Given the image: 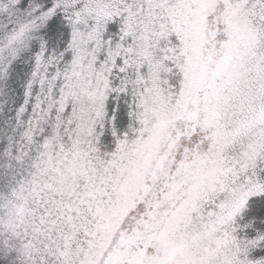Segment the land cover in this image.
Listing matches in <instances>:
<instances>
[{"label":"snow or ice","instance_id":"obj_1","mask_svg":"<svg viewBox=\"0 0 264 264\" xmlns=\"http://www.w3.org/2000/svg\"><path fill=\"white\" fill-rule=\"evenodd\" d=\"M0 264H264V0H0Z\"/></svg>","mask_w":264,"mask_h":264}]
</instances>
